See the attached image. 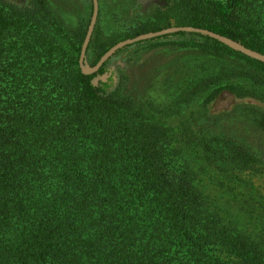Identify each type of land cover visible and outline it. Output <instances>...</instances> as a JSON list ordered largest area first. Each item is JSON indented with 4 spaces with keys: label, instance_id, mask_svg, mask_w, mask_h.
<instances>
[{
    "label": "trees",
    "instance_id": "16d2710c",
    "mask_svg": "<svg viewBox=\"0 0 264 264\" xmlns=\"http://www.w3.org/2000/svg\"><path fill=\"white\" fill-rule=\"evenodd\" d=\"M90 10L71 23L46 0L0 2V264H264L263 154L201 121L226 97L264 104V63L206 35L157 36L145 41L180 38L199 62L140 99L112 88L105 61L80 72ZM168 26L264 55V0H169L107 38L95 27L89 65ZM232 109L264 132L263 108Z\"/></svg>",
    "mask_w": 264,
    "mask_h": 264
},
{
    "label": "rangeland",
    "instance_id": "374dc122",
    "mask_svg": "<svg viewBox=\"0 0 264 264\" xmlns=\"http://www.w3.org/2000/svg\"><path fill=\"white\" fill-rule=\"evenodd\" d=\"M46 1L54 7L57 14L62 17L67 16L71 23L77 20L76 12H79V18L85 16L90 3V0ZM0 2L21 6L28 0H0ZM168 2L169 0H97V16L93 29L97 27L99 36L107 38L117 30L116 28L130 26L145 20L156 10H163ZM178 39L166 37L159 40H142L115 50L105 60V68L110 74L112 88L118 87L123 92L140 99L149 96L158 100L159 95H167V91L199 62L194 49L181 48L175 43L168 42ZM92 58L89 51L84 57L85 64L90 66ZM240 102H249L264 109V104L255 100L235 99L231 104L226 97L220 102L209 104V118L201 121L203 124L215 121L212 126L213 131L230 135L246 146L258 149L259 153L263 154L264 163V132L254 129L232 109ZM253 182L264 191V177L256 176Z\"/></svg>",
    "mask_w": 264,
    "mask_h": 264
},
{
    "label": "water",
    "instance_id": "95a60500",
    "mask_svg": "<svg viewBox=\"0 0 264 264\" xmlns=\"http://www.w3.org/2000/svg\"><path fill=\"white\" fill-rule=\"evenodd\" d=\"M91 3V10L90 15L88 19V23L85 29V33L83 36V39L80 44V49L78 53L77 63L78 67L80 69V72L83 74H88L91 72H94L101 64L117 49L122 48L123 46H127L129 44H133L142 40L155 38L157 36H161L164 34L173 33L176 31H183V32H191V33H197L200 35H206L212 39H215L216 41L220 42L221 44L227 46L228 48L235 50L247 57H250L252 59H256L262 63H264V55L260 54L254 50H251L245 46H243L241 43L234 41L230 38H227L225 36L219 35L215 32H212L210 30H207L205 28H199V27H193V26H169L166 28H162L155 31H149L137 34L133 37L125 38L122 40H119L115 42L113 45L108 47L103 54L99 56L97 61L92 65L88 66L85 64V50L87 47V44L89 42L96 16H97V0H90Z\"/></svg>",
    "mask_w": 264,
    "mask_h": 264
}]
</instances>
